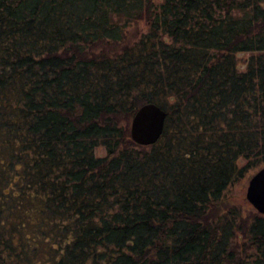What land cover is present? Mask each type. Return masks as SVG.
<instances>
[{
	"label": "trees",
	"instance_id": "obj_1",
	"mask_svg": "<svg viewBox=\"0 0 264 264\" xmlns=\"http://www.w3.org/2000/svg\"><path fill=\"white\" fill-rule=\"evenodd\" d=\"M258 163L264 0H0V264H264Z\"/></svg>",
	"mask_w": 264,
	"mask_h": 264
},
{
	"label": "water",
	"instance_id": "obj_2",
	"mask_svg": "<svg viewBox=\"0 0 264 264\" xmlns=\"http://www.w3.org/2000/svg\"><path fill=\"white\" fill-rule=\"evenodd\" d=\"M166 115L167 112L156 103H142L130 118V138L140 145L155 143L163 132ZM245 198L256 211L264 215V165L249 178Z\"/></svg>",
	"mask_w": 264,
	"mask_h": 264
},
{
	"label": "rangeland",
	"instance_id": "obj_3",
	"mask_svg": "<svg viewBox=\"0 0 264 264\" xmlns=\"http://www.w3.org/2000/svg\"><path fill=\"white\" fill-rule=\"evenodd\" d=\"M145 28H146V26L142 20L137 22L136 25H132L130 28H128V32H127L128 39H132V38L136 37L138 32L144 31ZM246 56H247V54H243V53L238 54V58H239L238 67L240 69H243L245 66L244 59L246 58ZM103 152L104 151L102 148H98L96 153L97 154H103ZM237 164L239 167H241V166H244L246 164V162L244 159H239ZM262 166L263 165H260L258 163V164H255L254 166L249 167L246 170H244L245 172L243 173V175L228 190V192H227L228 195H234V196L241 198L242 200L245 201V203L247 204L248 207L253 208L250 205V203L246 200L245 192H246V188H247L249 178ZM26 213L28 214V222L32 223V222L36 221L33 208L27 207ZM24 230H26V234H28L30 238L34 239V241H32L33 244H35V243L37 244V242L39 240L37 233L32 232V229L29 227L25 228Z\"/></svg>",
	"mask_w": 264,
	"mask_h": 264
}]
</instances>
